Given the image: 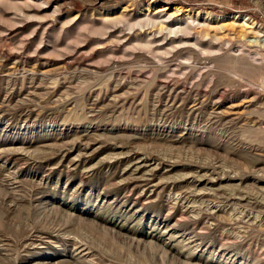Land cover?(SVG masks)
<instances>
[{"label":"rangeland","instance_id":"1","mask_svg":"<svg viewBox=\"0 0 264 264\" xmlns=\"http://www.w3.org/2000/svg\"><path fill=\"white\" fill-rule=\"evenodd\" d=\"M0 264H264V0H0Z\"/></svg>","mask_w":264,"mask_h":264}]
</instances>
